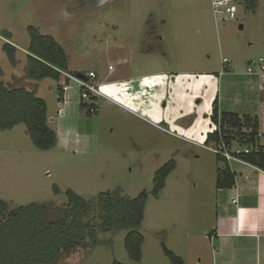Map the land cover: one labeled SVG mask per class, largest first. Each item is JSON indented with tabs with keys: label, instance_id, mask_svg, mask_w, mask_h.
I'll return each instance as SVG.
<instances>
[{
	"label": "rangeland",
	"instance_id": "obj_1",
	"mask_svg": "<svg viewBox=\"0 0 264 264\" xmlns=\"http://www.w3.org/2000/svg\"><path fill=\"white\" fill-rule=\"evenodd\" d=\"M234 2L236 17L218 22L212 0H0V81L35 91L48 104L51 127L62 138L66 131L74 136L68 146L60 141L40 150L24 124L0 130V199L11 210L33 203L60 206L70 189L87 200L115 191L135 198L153 189L159 168L177 163L161 195L147 203L140 261L128 255L127 230H120L99 232L101 243L76 249L57 264H173L165 247L187 264L213 263L218 243L207 235L216 219L222 161L199 143L216 129L214 102L226 97L222 59L229 58L233 70L243 69L264 52V0L256 10ZM29 26L64 46L70 71H95L107 85L130 78L101 87L109 98L100 99L95 114L80 107L75 83L61 101L57 81L27 75ZM5 42L20 47L15 64Z\"/></svg>",
	"mask_w": 264,
	"mask_h": 264
},
{
	"label": "trees",
	"instance_id": "obj_2",
	"mask_svg": "<svg viewBox=\"0 0 264 264\" xmlns=\"http://www.w3.org/2000/svg\"><path fill=\"white\" fill-rule=\"evenodd\" d=\"M243 2L247 9L256 10L259 0ZM28 34L27 75L34 81L46 78L57 81L61 100L64 86L70 83L63 72L77 76L80 73L69 70L68 53L54 36L43 34L35 26L28 27ZM3 50L15 64L19 49L13 43L5 42ZM3 74L0 66V76ZM80 107H85L81 101ZM211 119L216 129L208 133L206 144L223 141L229 149L247 148L248 153L237 156L264 171V145L260 144L258 118L220 112L217 99ZM20 124L26 126L38 149L50 150L57 146L59 136L49 123L46 100L26 87H11L0 81V130H9ZM216 156L223 163L216 171V188H233L236 174L225 157ZM176 167L175 160L164 164L154 175L153 189L143 191L135 198L115 191L87 200L70 189L67 203L60 206L33 203L13 210L0 199V264H57L76 249H88L101 243L99 232L116 233L120 230H127L125 248L128 255L140 261L145 241L140 228L145 220L147 203L151 196L158 198L161 195ZM55 190L60 192L58 187ZM164 251L173 264H184V259L174 251L167 247ZM114 264L123 263L116 261Z\"/></svg>",
	"mask_w": 264,
	"mask_h": 264
},
{
	"label": "crops",
	"instance_id": "obj_3",
	"mask_svg": "<svg viewBox=\"0 0 264 264\" xmlns=\"http://www.w3.org/2000/svg\"><path fill=\"white\" fill-rule=\"evenodd\" d=\"M13 44L20 48L17 44ZM261 58H264V52L258 60L248 61L243 69L233 70L232 66L228 68L222 75L227 76L226 82L222 85L227 91L226 97L225 95L220 99L218 97V104L220 112H233L240 116L251 115L258 118L260 144L264 145V69L262 68L264 61L262 62ZM249 68L253 71L249 72ZM145 76H141L140 83ZM129 78L120 77L115 83ZM72 96L69 94V99ZM68 103L69 100L66 104ZM128 110L130 113H135L131 109ZM184 111H188V108H184ZM194 125L195 122L186 128L193 129ZM165 131L169 132L168 129ZM65 133L64 138L62 133H58V144L61 141L68 146L74 136L72 132ZM229 164L236 174V184L230 189L216 188V219L211 222L209 235L214 236L218 246L211 252L212 264H264V171L243 160H232ZM234 197L239 199L238 204L233 202ZM187 261L184 260V264H187ZM251 261L253 263H250Z\"/></svg>",
	"mask_w": 264,
	"mask_h": 264
},
{
	"label": "built area",
	"instance_id": "obj_4",
	"mask_svg": "<svg viewBox=\"0 0 264 264\" xmlns=\"http://www.w3.org/2000/svg\"><path fill=\"white\" fill-rule=\"evenodd\" d=\"M212 8L215 19L218 22L234 19L237 14V7L234 0H212ZM261 61L263 62L264 58H261ZM222 66L223 67L220 72L221 75L225 74L228 68L232 66L231 60L227 57H224L222 59ZM262 68L264 69V65L262 66ZM252 71L253 69L249 68V72ZM63 73L70 80L69 85L64 86V95L65 92L70 89V84L75 83L79 88L78 90L80 91V101L85 104V106H87L85 107L87 109V112L91 114L97 113L100 105V99L109 98V96L106 95L105 92H103V90L101 89V87L107 84L103 80H101V78L98 79L97 73L95 71L81 72L78 76L69 72ZM64 95L61 101L64 99ZM63 112L64 108H59L58 114L62 115ZM199 144L203 145L205 148L213 151L214 153L225 157L228 161L241 160L237 155L242 152H249V149L247 148L229 149V147L223 141H221L220 143L210 142L208 144ZM233 202L238 204L239 199L237 197H234ZM207 238H210L212 240L214 239V236L207 235Z\"/></svg>",
	"mask_w": 264,
	"mask_h": 264
},
{
	"label": "water",
	"instance_id": "obj_5",
	"mask_svg": "<svg viewBox=\"0 0 264 264\" xmlns=\"http://www.w3.org/2000/svg\"><path fill=\"white\" fill-rule=\"evenodd\" d=\"M3 36H4L6 39H8V38H10L11 34L8 33V32H4V33H3Z\"/></svg>",
	"mask_w": 264,
	"mask_h": 264
}]
</instances>
